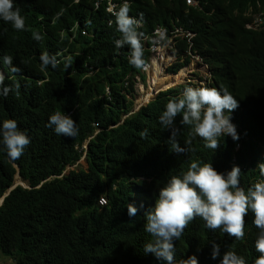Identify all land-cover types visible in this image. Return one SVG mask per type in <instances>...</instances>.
Segmentation results:
<instances>
[{
    "label": "trees",
    "instance_id": "trees-1",
    "mask_svg": "<svg viewBox=\"0 0 264 264\" xmlns=\"http://www.w3.org/2000/svg\"><path fill=\"white\" fill-rule=\"evenodd\" d=\"M73 1L0 0V22L7 25L0 32V71L6 74L0 78V199L13 187L17 172L30 188L17 187L0 207V253L16 264H264V197L246 192V203L234 202L229 180L221 175L231 150L226 141L209 144V133L199 132L211 119L196 113L197 105L160 94L125 117L132 103L123 92L133 90L120 84H112L111 94L100 100L104 91L98 86L111 77L97 62L103 67L115 58L113 83L128 67L105 31L98 32L99 45L82 42L75 67L70 59L60 69L41 68L39 55L46 52L55 60L53 54L61 49L58 33L64 36L73 20H81L83 9L70 6ZM226 1L240 16L250 2L264 4L198 3L214 10ZM146 6L150 26L169 24L171 13L177 18L187 8L182 0ZM229 16L228 32L238 41L229 54L241 74L230 88L242 93L264 82V31H244L247 20ZM24 19L29 29L15 31ZM215 23L211 59L228 51ZM13 59L32 80L10 79L16 72ZM74 70L77 74L66 78ZM217 86L227 84L218 81ZM54 110L74 111L70 124L54 127ZM238 125L248 141L241 137L228 143H240L242 163L244 154L255 156L264 145V110L244 107ZM84 154L87 170L66 172ZM101 198L107 200L105 207L98 205Z\"/></svg>",
    "mask_w": 264,
    "mask_h": 264
},
{
    "label": "clouds",
    "instance_id": "clouds-1",
    "mask_svg": "<svg viewBox=\"0 0 264 264\" xmlns=\"http://www.w3.org/2000/svg\"><path fill=\"white\" fill-rule=\"evenodd\" d=\"M156 1L74 0L70 6H80L83 9L80 12L81 20H73L68 29L63 31L65 33L64 36L61 35V32L58 33L59 40L57 43L61 45V49L58 50V54H53L55 60H52L49 54L44 52L39 55V58H41L39 65L42 69L47 64L52 69L56 67L60 69L59 65L61 62L72 59V66L75 67L74 58L80 54V51H83L82 46L84 43L82 42H86L88 47L99 45L98 32L105 31L106 35L110 36L112 50L118 55L125 54L128 67L131 70L128 71L127 67V73L122 80L113 83L114 72L116 71L115 58H108L103 67L97 62L99 68L107 70L111 77L110 79L105 78V81H103L105 87L104 93L99 96L100 100L104 99V96L111 94L112 84H120L126 89L131 88L133 90L131 94L123 92L126 100L128 99L132 103L129 96L133 95L135 97V93L139 94L141 88L145 91L148 90V84L152 82L150 73L153 72L154 61L163 75H173L183 68L187 69L186 77L182 83L166 91L154 89L153 96L149 100L154 102L160 94H164L166 100L187 99L198 106L196 113L206 114V116L210 117L211 124H202L199 127V132L209 133L206 140L209 144H215L219 141L227 142L226 146L231 150L230 164L228 166L236 168L235 171L230 172L228 192L235 200V203L244 204L246 203L244 196L235 191L238 187L241 188L243 186L241 192L245 195L246 192H259L264 189V156L259 163H241L237 158V154L241 150L240 143L230 148L228 142H237L241 137H244L245 142L246 140L248 141L238 125V116L243 112L244 107L248 106H261L264 110V82L262 83L258 80L242 93L232 91L230 88L231 84L238 80L241 74L237 68L235 69L232 66L231 57L233 53L229 54L230 48L238 41L234 34H229L227 28L231 20L229 16L231 13L237 19L241 17L242 20H247V23L242 27L244 31H264V4L260 1L250 2L252 5L249 3L248 9L245 12L243 11L240 16L238 11H233L230 8L228 1L224 2L223 5L214 6V10H210L211 6H201L198 0H182L187 7L182 14L177 15V18H172L173 13H171L169 24L161 21L150 26V20H148L145 13L146 5L154 7ZM218 10L222 12L219 16L215 14ZM42 20L43 18L41 17L37 21L41 23ZM215 21L221 26L222 35L227 38L228 51L223 52L222 47L223 55L216 59H211L209 51L214 52L216 47V41L212 38V34L216 29ZM29 26L27 19H24L15 26L14 30L26 31ZM4 27H7V25L4 22H0V32L3 31ZM31 28H34V26ZM92 28H96L97 31ZM196 28L200 29L199 33ZM36 36L38 37L39 35ZM168 37H171L173 42H170ZM193 41H195V45L191 47L190 43ZM175 44L176 47L170 49ZM88 58L91 60V57ZM13 63L16 72L10 79H16L19 76L32 80V77L22 73L21 67L14 59ZM191 69L193 72L189 73ZM76 74L77 71L74 70L71 74H67L66 78H71ZM143 74L146 75V79L143 78ZM197 74L200 75L201 80L203 79L200 83L201 93L197 90ZM93 75L94 73H90L87 77ZM188 75H190L189 79ZM83 76L80 83L83 80ZM0 78H6L3 70L0 71ZM185 80L186 83H184ZM47 81L48 79L40 81L38 84L41 85ZM218 81H222L223 85L227 84L226 88L217 86ZM213 94H217L221 100L212 97ZM230 98H234V100L232 101ZM234 101L237 104L236 107H234ZM77 108L78 106L75 107V109ZM136 112H130L125 117ZM73 114L74 111L66 114L54 110L50 117H52L55 127V123L69 125L73 119ZM241 164H244L245 167H240ZM16 168L19 170L18 167ZM246 175L248 181L244 183ZM106 204L107 200L105 198L99 199L98 205L100 207H105Z\"/></svg>",
    "mask_w": 264,
    "mask_h": 264
},
{
    "label": "bare ground",
    "instance_id": "bare-ground-1",
    "mask_svg": "<svg viewBox=\"0 0 264 264\" xmlns=\"http://www.w3.org/2000/svg\"><path fill=\"white\" fill-rule=\"evenodd\" d=\"M68 29V27H67ZM66 29V30H67ZM168 35V34H167ZM168 40L170 42H173L172 38L171 37H168ZM195 45V41L191 42L190 43V46H194ZM174 47H176V44L171 46L170 49H173ZM152 69H153V72L150 73V79L152 80V82H149V88L146 92H149L151 95H153V90H157V91H166L168 89H171L177 85H179L180 83L183 82V80L185 79L186 77V73H187V69L183 68L181 70H179L176 74H169V75H163L161 70L159 69V67L157 66V63L154 61L153 62V66H152ZM203 81V79L201 80V77L199 74L196 75V82H197V90L199 93L202 92V88L200 86V83ZM148 83V82H147ZM157 86V87H156ZM144 90V89H143ZM214 98L218 99V100H221V98L218 97L217 94H213ZM232 100V99H230ZM233 101V100H232ZM237 104L236 102L234 101V107H236ZM152 133V131H151ZM247 141V140H246ZM217 145L219 146H222L224 143L223 141H219L216 143ZM226 145V144H225ZM233 145H229V147L231 148ZM263 156H264V145L262 146V148L260 149L259 153L256 154L255 156H246L244 154V157L242 158V163H249V162H253V163H259L262 161L263 159ZM229 168L226 169L221 175H223V180H228L230 178V172L232 171H235L236 168H233V167H230L228 166ZM240 167H245L244 164H241ZM191 172V171H190ZM243 186H241V188L238 187V189H236V193L244 196V198H246L245 196L246 195H243L241 190H242ZM130 195V194H129ZM259 195L264 197V189H261L259 191ZM128 196V195H127ZM116 211V210H115ZM115 211H113L115 213ZM106 212V211H105ZM110 212V211H109ZM117 212V211H116ZM108 215V213H106ZM110 214V213H109ZM112 216V215H111ZM108 217H110L108 215ZM112 218V217H111ZM109 218V219H111ZM108 219V220H109Z\"/></svg>",
    "mask_w": 264,
    "mask_h": 264
},
{
    "label": "rangeland",
    "instance_id": "rangeland-1",
    "mask_svg": "<svg viewBox=\"0 0 264 264\" xmlns=\"http://www.w3.org/2000/svg\"><path fill=\"white\" fill-rule=\"evenodd\" d=\"M187 68H191V67H187ZM131 68L128 67V71H130ZM193 70L191 69L189 71V73H192ZM143 78L146 79V75L143 74ZM190 78V75H188V79ZM187 80V78H186ZM186 80L184 83H186ZM104 84H100L98 86V89L100 91H103L104 90ZM153 95H151L149 92H146L145 90H143V88H141L140 90V93H135V97H133V95L129 96L130 97V101H132V104H131V113H133V111H136L138 108L140 107H144L146 105L149 104V102H151L149 99L152 97ZM127 101H129L127 99ZM87 148V145L85 144L83 146V149L86 150ZM88 168V165L86 163V159H85V154L82 156V159L73 167H68L67 168V172L71 171V170H87ZM21 181V178L19 177H16V181H15V184L19 183ZM0 264H16V262L12 261L11 259L7 258V257H4L1 253H0Z\"/></svg>",
    "mask_w": 264,
    "mask_h": 264
},
{
    "label": "water",
    "instance_id": "water-1",
    "mask_svg": "<svg viewBox=\"0 0 264 264\" xmlns=\"http://www.w3.org/2000/svg\"><path fill=\"white\" fill-rule=\"evenodd\" d=\"M139 110V109H138ZM137 110V111H138ZM136 112V111H135ZM16 177H19L20 178V174H17ZM17 186H23V187H26L21 181L17 184H14V186L4 195V197L0 200V207L3 205V202L5 200V198L11 193L12 190H14ZM28 188V187H26Z\"/></svg>",
    "mask_w": 264,
    "mask_h": 264
}]
</instances>
